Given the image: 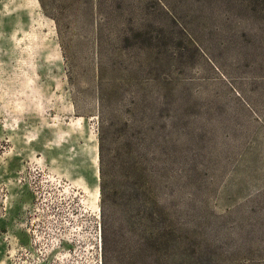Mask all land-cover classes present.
Segmentation results:
<instances>
[{
    "label": "rangeland",
    "instance_id": "1",
    "mask_svg": "<svg viewBox=\"0 0 264 264\" xmlns=\"http://www.w3.org/2000/svg\"><path fill=\"white\" fill-rule=\"evenodd\" d=\"M0 264H264V0H0Z\"/></svg>",
    "mask_w": 264,
    "mask_h": 264
},
{
    "label": "trees",
    "instance_id": "2",
    "mask_svg": "<svg viewBox=\"0 0 264 264\" xmlns=\"http://www.w3.org/2000/svg\"><path fill=\"white\" fill-rule=\"evenodd\" d=\"M101 193L102 195H104V191H105V187H104V183H101ZM151 248V244L148 240H146V238L144 239L143 243L141 244V249L143 250L144 254L145 252H149V249ZM146 254V257L149 258V255Z\"/></svg>",
    "mask_w": 264,
    "mask_h": 264
}]
</instances>
